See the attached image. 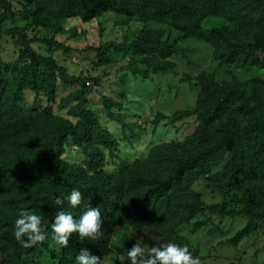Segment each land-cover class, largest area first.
<instances>
[{
    "label": "trees",
    "instance_id": "obj_1",
    "mask_svg": "<svg viewBox=\"0 0 264 264\" xmlns=\"http://www.w3.org/2000/svg\"><path fill=\"white\" fill-rule=\"evenodd\" d=\"M63 18L76 17L82 23L105 12L135 17L170 26L181 39L194 38L208 44L215 59L226 65L264 66V24L260 35L251 41L229 44L225 31L204 27L208 18L222 16L229 23L238 20L240 0H55ZM2 15L8 2L0 0ZM38 2L30 15L39 26L57 22L41 14ZM2 26L3 17L0 18ZM256 22L262 23V17ZM58 31L59 24L55 27ZM0 33L16 36L18 57L22 64L5 65L0 70V264H40L33 258L44 251L55 264H76L75 257L87 248L90 255L102 259L110 253L109 239L114 227L139 226L167 237L176 244L189 245L174 235V229L187 223L200 209L197 196L190 191L199 178L229 194V202L240 207L247 222L236 238L252 232L264 220V80L234 78L215 81L199 72L194 78L182 75L180 81L198 88L191 111L198 125L186 156L173 160L169 175L160 179L147 176L140 165L119 166L114 174L104 170V155H112L113 141L97 124L96 116L83 108L90 88L86 81L68 75L62 66L48 56H40L29 47V40L20 28L0 29ZM45 46L59 47L56 42L33 40ZM111 45L95 51L98 64L107 65ZM131 53L142 68H132L131 75L146 79L149 72L170 73L173 64L167 59L180 48L169 44L157 29H140L130 43ZM3 75H9L4 78ZM77 90L62 98L59 107L75 102L67 113L74 122L53 115L50 108L23 107L22 92L27 90L54 102L55 80ZM114 105L103 99L109 114ZM80 152L84 163L63 159L65 146ZM102 149V150H101ZM214 168L218 172L211 175ZM73 189L82 193L81 203L70 207L67 197ZM64 201L57 205L55 200ZM100 208L103 225L96 240L81 239L72 234L68 245L61 247L51 239V223L58 211L79 217L89 208ZM29 210L41 217L46 242L23 248L14 239V222L20 210ZM132 243L124 242L128 252ZM191 252V251H190ZM117 264H130L124 259Z\"/></svg>",
    "mask_w": 264,
    "mask_h": 264
},
{
    "label": "rangeland",
    "instance_id": "obj_2",
    "mask_svg": "<svg viewBox=\"0 0 264 264\" xmlns=\"http://www.w3.org/2000/svg\"><path fill=\"white\" fill-rule=\"evenodd\" d=\"M8 11L0 29L20 28L29 40V47L40 56L52 58L68 75L86 81L90 88L85 94L83 108L96 116L98 127L115 141V150L104 155V170L114 174L119 166L140 165L147 176L160 179L169 175L173 160L187 155L191 148L198 121L191 113L198 88L180 81L182 75L194 78L199 72L210 75L215 81L234 78L246 81L251 78L264 80V66L226 65L219 63L213 49L194 38L181 39L179 32L170 26L153 21H141L135 17L105 12L82 23L78 18H63L55 0H6ZM41 3V14L54 20L56 25L39 26L30 15ZM238 20L229 23L222 16L208 18L204 27L223 29L229 44L248 42L260 35L264 24V0H240ZM262 17V23L256 22ZM1 20V19H0ZM59 24V30L56 26ZM140 29H157L169 44L180 50L167 60L173 64L170 73L152 74L146 79L131 75L132 68H142L139 59L130 51V43ZM47 40L60 44L59 47L45 46L33 40ZM16 36L0 33V70L5 65L22 64L18 57ZM111 45L106 55L110 63L100 65L95 58V49ZM9 75H3L7 78ZM77 86L62 85L55 80L54 102L49 103L42 95L30 91L22 92V106L33 105L40 109L50 108L53 115L74 122L67 110L75 104L70 102L60 108L59 102L75 92ZM114 105L107 114L102 106L103 99ZM63 159L69 163L82 164L83 157L73 146H65ZM214 168L211 175L218 172ZM200 203V209L187 223L174 229V235L189 245L194 257L201 264H264V220L257 222L252 232L236 238L247 219L240 207L229 202V194L211 184L208 178L197 179L190 187ZM54 250L57 246L47 237L44 241ZM124 242L140 244L146 251L169 242L167 237L158 236L139 226H117L109 239L110 253L102 258L103 264H117L127 259ZM40 264H55L42 251L33 258Z\"/></svg>",
    "mask_w": 264,
    "mask_h": 264
},
{
    "label": "clouds",
    "instance_id": "obj_3",
    "mask_svg": "<svg viewBox=\"0 0 264 264\" xmlns=\"http://www.w3.org/2000/svg\"><path fill=\"white\" fill-rule=\"evenodd\" d=\"M70 207H77L82 200V193L73 189L66 198ZM57 205H62L63 200L57 198ZM103 220L100 208L89 207L79 219L70 213L58 211L51 223V239L61 247L68 245L72 234H78L83 240L88 238L96 240L101 234ZM14 239L21 247L27 249L46 240V229L42 226L41 217L29 210H20L14 222ZM130 264H201L198 257H194L187 246L169 242L160 247L145 250L140 244L135 243L127 252ZM76 264H103V260L90 255L87 248L82 249L75 257Z\"/></svg>",
    "mask_w": 264,
    "mask_h": 264
}]
</instances>
